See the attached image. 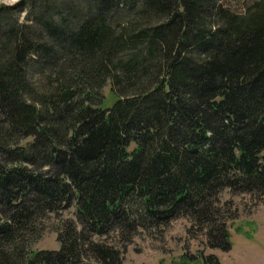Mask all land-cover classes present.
<instances>
[{"label": "trees", "instance_id": "obj_1", "mask_svg": "<svg viewBox=\"0 0 264 264\" xmlns=\"http://www.w3.org/2000/svg\"><path fill=\"white\" fill-rule=\"evenodd\" d=\"M227 190L264 202V0L0 3V264H125L182 218L228 252Z\"/></svg>", "mask_w": 264, "mask_h": 264}, {"label": "rangeland", "instance_id": "obj_2", "mask_svg": "<svg viewBox=\"0 0 264 264\" xmlns=\"http://www.w3.org/2000/svg\"><path fill=\"white\" fill-rule=\"evenodd\" d=\"M18 0H0V3L15 4ZM255 0H224L234 11H244ZM25 16V15H23ZM106 106H112L116 98L110 92V85L104 89ZM224 201L233 200L238 207L236 220L229 222L232 249L228 252L208 249L200 240H193L187 234L190 226L186 219L174 221L167 229L163 240L156 241L142 234L129 247L125 264H213L208 257H216L220 264H264V202L249 195H233L225 191ZM69 214H66V216ZM55 221L49 222L53 228ZM56 234L47 230L42 239L33 246V251L59 250Z\"/></svg>", "mask_w": 264, "mask_h": 264}]
</instances>
